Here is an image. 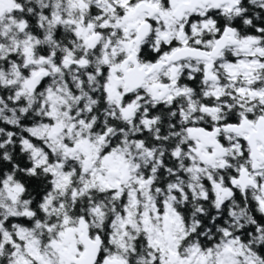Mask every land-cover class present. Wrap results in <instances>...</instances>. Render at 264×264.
Listing matches in <instances>:
<instances>
[{
	"label": "snow or ice",
	"instance_id": "obj_1",
	"mask_svg": "<svg viewBox=\"0 0 264 264\" xmlns=\"http://www.w3.org/2000/svg\"><path fill=\"white\" fill-rule=\"evenodd\" d=\"M0 264H264V0H0Z\"/></svg>",
	"mask_w": 264,
	"mask_h": 264
}]
</instances>
